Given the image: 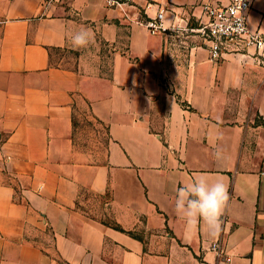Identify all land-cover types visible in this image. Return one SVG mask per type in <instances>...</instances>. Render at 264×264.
<instances>
[{
	"label": "crops",
	"instance_id": "1",
	"mask_svg": "<svg viewBox=\"0 0 264 264\" xmlns=\"http://www.w3.org/2000/svg\"><path fill=\"white\" fill-rule=\"evenodd\" d=\"M145 1L188 30L201 4L231 0H132ZM251 2L249 29L264 35V0ZM145 16L0 0V264H264V58L211 61L198 36L150 34ZM82 28L91 42L76 48ZM87 116L105 138L81 148ZM198 177L228 188L215 236L175 212Z\"/></svg>",
	"mask_w": 264,
	"mask_h": 264
},
{
	"label": "built area",
	"instance_id": "2",
	"mask_svg": "<svg viewBox=\"0 0 264 264\" xmlns=\"http://www.w3.org/2000/svg\"><path fill=\"white\" fill-rule=\"evenodd\" d=\"M105 4L107 7L133 5L146 15V19L140 23L153 35L193 33L203 42L211 61H218L228 54H251L264 58V35L251 31L248 26L251 0H231L228 5L201 4L202 16L196 19L195 25L188 30L168 27L164 23L163 9L157 10L153 17L147 16V11L153 7L147 1L141 7H137L132 0H105ZM211 249L218 252L219 244L212 243Z\"/></svg>",
	"mask_w": 264,
	"mask_h": 264
},
{
	"label": "clouds",
	"instance_id": "3",
	"mask_svg": "<svg viewBox=\"0 0 264 264\" xmlns=\"http://www.w3.org/2000/svg\"><path fill=\"white\" fill-rule=\"evenodd\" d=\"M74 47H87L91 42V32L82 28L71 35ZM216 134V139H220ZM215 158L222 157L221 149L213 153ZM229 200L227 185L222 179L209 182L206 177H198L192 182L177 189L175 197V212L186 221L189 228H194L200 220L206 224L209 234L218 235L221 231L225 207Z\"/></svg>",
	"mask_w": 264,
	"mask_h": 264
},
{
	"label": "rangeland",
	"instance_id": "4",
	"mask_svg": "<svg viewBox=\"0 0 264 264\" xmlns=\"http://www.w3.org/2000/svg\"><path fill=\"white\" fill-rule=\"evenodd\" d=\"M73 55H66V59ZM70 65H72V60L66 61ZM66 62H64L66 64ZM109 70V68H108ZM74 138L76 143L81 148H89L94 147V142L99 141L100 139L104 142L105 132L96 121H94L90 117H84L82 120H79L75 123V131ZM99 199H96V203L94 202V206H99ZM105 222H109V218L103 219ZM134 236L141 241H143L144 235L141 233L134 234Z\"/></svg>",
	"mask_w": 264,
	"mask_h": 264
},
{
	"label": "trees",
	"instance_id": "5",
	"mask_svg": "<svg viewBox=\"0 0 264 264\" xmlns=\"http://www.w3.org/2000/svg\"><path fill=\"white\" fill-rule=\"evenodd\" d=\"M256 123H264V120H260V119H257L256 120ZM110 226H112L114 229L116 230H119L121 232H124L118 225L114 224V223H111ZM129 235L134 236V234L132 232H128ZM136 238V237H135Z\"/></svg>",
	"mask_w": 264,
	"mask_h": 264
}]
</instances>
